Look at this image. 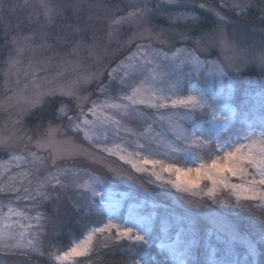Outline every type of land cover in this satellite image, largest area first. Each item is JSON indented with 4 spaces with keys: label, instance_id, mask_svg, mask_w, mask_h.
Wrapping results in <instances>:
<instances>
[{
    "label": "snow or ice",
    "instance_id": "obj_1",
    "mask_svg": "<svg viewBox=\"0 0 264 264\" xmlns=\"http://www.w3.org/2000/svg\"><path fill=\"white\" fill-rule=\"evenodd\" d=\"M16 7L18 5H7L6 0H0V16L13 14ZM231 7L233 10H238L239 15H245L248 5L233 4ZM41 8L43 23L37 24V31L28 34L20 33L9 41L10 55L7 61L9 71L21 63V58L26 53L35 55L41 50L52 51V36L47 29L55 25L61 12L59 6L52 4L50 0H41ZM158 10H150L147 5H144L135 11L128 12L115 23L148 25L151 23V16ZM261 11L264 12V9ZM215 14L219 22L223 23L224 18L218 12ZM169 18L177 20L187 17L177 13L175 16L170 14ZM26 19L30 25L34 23L31 17ZM145 31L149 32L150 40L158 42L161 47H153L152 43L137 45V51L134 54L125 57L108 72L107 84L101 81L104 72L99 70L78 76L70 87L55 85L59 73L50 80L47 77L41 80L39 73L47 71L45 65L52 62V57H46L35 66L30 61L29 68L34 70L25 73L26 78L31 75L34 79L31 82L33 92L30 97L25 98L23 114H30L33 110H39L48 104L54 109L57 118L67 121L64 125L67 131L62 132L60 126L49 122L41 134L35 138V143L32 145L36 149L35 152L28 153L27 157H10L15 160L28 159L30 163L41 166L50 159L51 166L55 169L44 180L37 181L34 193L27 188L24 189V199L37 197L59 199L52 193L60 189L73 188L80 191L86 198V203L75 209L76 211H94L103 206L109 213L107 223L93 228L85 239L56 255L54 259L58 264H65L70 258L88 256L92 250L93 233L103 235L107 232L109 239L115 242L127 241L131 245L128 249L127 264H199L195 259V253L202 243L199 226L191 220L184 226L181 220L177 221V230L170 243L162 240L155 245L159 250V258L145 260L138 251H132L137 246L150 249L154 247L150 236L153 215H141L135 209H130L124 226L113 223L111 217H115L119 201L115 200L111 193L105 196L103 191H97L98 188L104 187L105 178L93 173H82L77 168L57 166L58 163L79 155H91L76 146L72 138L68 136V132H71L73 136L82 134L83 138L90 145H94L98 151L117 156L119 160L129 164L135 173H147L148 183L168 185L185 196L196 197L197 199L186 200V203L194 208L198 209L202 206L201 201L204 197L213 202L223 203V201H217L216 194L224 189L233 192L236 198V203L228 204L229 207L244 208L243 201L264 203V89L260 90L259 96L253 97L261 107L259 120L251 111L247 116L237 119V111L231 103L233 93L231 78L242 75L248 68V63L234 64L232 58L227 57L225 60L202 59L197 54L198 49L189 51L176 48L169 53L164 51L163 46L169 41L163 38L162 31L152 32L147 27ZM216 32L221 37L218 44L222 50L235 47L233 42L224 37L221 29H217ZM181 37L184 38L182 34ZM83 47L88 48L90 55H95L97 47L95 43L85 45L82 42H76L73 53ZM250 63L264 73V44L260 46L257 54L251 57ZM120 71H123V77L119 75ZM189 74L203 75L205 80L201 86L190 89L186 86L181 88L182 79H186ZM137 76L139 79L134 83H126L129 78ZM208 77H212L213 80L217 77L221 78L219 80L221 92L213 91ZM223 78H229L227 85ZM248 80L250 83L253 82L251 77ZM96 81H99L97 91L105 98L92 101L91 106L85 111L89 97L80 93ZM114 86L126 90V94L107 95ZM225 88L227 94L223 93ZM17 95L20 94L17 93ZM65 98L73 102L74 108L65 103ZM141 109L154 110L156 115L149 116ZM162 110L167 114H159ZM206 110H210L208 120L192 119L193 114ZM70 112H75V115H69ZM137 118L145 122L152 120L153 123H147L135 145L129 146L120 137V133L137 136L135 130L124 124L125 120ZM157 121L166 125V132L154 130L153 124ZM189 123L191 126L186 127L185 125ZM111 134H114L120 142L107 146L108 137ZM61 136L63 139L59 138ZM24 138L16 137L17 140ZM141 139L143 142H140ZM12 140V136H0V147H10ZM27 141L32 143L33 137L27 136ZM38 152H47L48 156L37 155ZM200 153L209 154L210 160L204 161ZM182 162L195 163L196 166L182 167ZM36 170L38 171L39 168ZM108 171L117 177L125 175L113 168H109ZM26 175L28 174H21L22 177ZM82 175L87 176V179L81 180ZM233 178L239 182L234 183ZM6 191L15 193L17 199L20 198L21 189L16 187V177L10 178L7 188L0 184V193ZM12 215H21V213L10 207L7 215H0V250L38 252L39 249L33 241H26L23 232L15 231L14 225L7 223ZM209 225L208 236L222 232L230 240L236 238L231 226L215 217L209 219ZM113 232L114 236L111 235ZM164 232L166 235L167 227ZM104 246H108L107 240ZM205 247L208 251L204 264H240L239 260L218 258L217 249L212 245H205ZM247 252L249 255H255L254 242H248ZM245 264H247L246 261Z\"/></svg>",
    "mask_w": 264,
    "mask_h": 264
},
{
    "label": "rangeland",
    "instance_id": "obj_2",
    "mask_svg": "<svg viewBox=\"0 0 264 264\" xmlns=\"http://www.w3.org/2000/svg\"><path fill=\"white\" fill-rule=\"evenodd\" d=\"M213 2L214 4L209 3L207 0H157L155 5L146 4L150 10H161L170 7L179 9L188 7L190 9L198 8L208 12L215 19V25L197 36L189 35L185 30H181L175 26L163 25L155 22L153 16L157 11L151 16V23L148 25L115 23L120 17L126 16L128 12L140 8L138 7L110 21L106 36L102 43L97 41L82 42L85 45L95 43L97 46L95 55H90L87 47H83L79 49L78 52L73 53L75 43L70 46L67 52L60 51L52 46V51L45 52L41 50L35 55L26 53L21 58V63L15 69L9 71L7 61L10 55V48L8 45L7 50L4 51V57L0 62V136H12L13 140L10 142V147H0V165H3V167H0V184L7 188L10 178L16 177V187L20 188L21 191L19 199H17L15 193L7 191L0 193V215H7L10 207L16 212L21 213V215H12L7 223L14 225L15 231L23 232L25 240L33 241L39 251L25 253L24 251L16 250H0V264H58L54 257L61 252L56 246L55 237L60 232L67 219H69L72 208H80L86 203V198L81 192L73 188L60 189L57 192H53L52 195L58 196L59 199H41L38 197L34 199H24V189L27 188L34 193L37 181L44 180L49 173L55 171L51 166L50 159H47L46 163L41 166L30 163L28 159L15 160L10 158L13 156L27 157L28 153L36 151L32 146L35 143L36 137L33 138L32 143L27 141V136L31 135L28 134L24 127V119L27 114H23L25 98L30 97L33 92L31 82L34 77L31 75H28L27 78L25 77V73L34 70L29 68L30 61L32 65L35 66L46 57H52V62L45 65L47 71L39 73V76L41 80L45 77L50 80L59 73L55 80L56 86L70 87L73 82L77 80L78 76L95 73L98 70L104 72L101 81L107 84L108 72H110L112 68H115L125 57L134 54L137 51V45L152 43L153 47H161L158 42L150 40L149 32L145 31L147 27L152 32L162 31L164 33L163 38L169 41L167 45L163 46L166 52L170 53L176 48H184L189 51L198 49L197 54L200 55L202 59L225 60L227 57L232 58L234 64L242 65L248 63L249 66H255L250 63V59L257 54L260 46L264 44V25L260 21L252 22L251 17H254V19L255 17H260L258 19L264 17V12L261 11V9H264V0H213ZM8 3L9 5H18L15 11L21 15H25L26 18L31 17L36 25L38 23H43L41 0H9ZM233 4L248 5L245 15H239L238 10H233L231 7ZM200 5H204V7H200ZM217 12L224 18L223 23L219 22L215 14ZM217 29H221L224 33V37L233 42L235 47L222 50L218 44L221 37L216 32ZM18 34L20 33L13 34L10 40L13 36ZM181 34L184 38L181 37ZM209 37H211V39H209ZM37 43H39V41H37ZM119 75L123 77V71H120ZM138 79V76L131 77L126 83L132 84ZM207 79L214 92H221V85L219 83L221 78L217 77L213 80L212 77H208ZM223 79L225 85H227L229 78ZM231 79L233 81L231 103L237 111L236 118L239 119L242 116H247L251 111L256 116V119L259 120L261 107L253 97L261 94L260 90L264 87V76L263 79L260 80V89L249 83L245 85L241 75H236ZM204 80L205 77L203 75L195 76L189 74L186 79H182L181 88H184L185 84L189 89L201 86ZM98 82L99 81L91 83L80 93L81 95H88L89 97V102L85 107V111H87V107L91 106L92 101H100L105 98L97 91ZM17 93L20 95H17ZM223 93L227 94L226 88L223 89ZM122 94H126V90L115 86L107 93L109 96H118ZM141 111L146 112L149 116L156 115L154 110L141 109ZM209 111L210 110H206L202 113H195L192 119L206 121L210 118ZM159 114L167 113H164L162 110ZM181 115H183V113H181ZM89 118L91 119V116H89ZM147 123H153V121L148 120L145 122L140 118L125 120L124 124L135 130L137 136H130L125 132H121L120 137L123 138L127 145L134 146ZM185 126L190 127L191 123ZM60 128L62 132L67 131V129L61 126ZM153 128L155 131H167L166 125L159 121L153 124ZM20 136L25 138L17 140L16 137ZM68 136L72 138L76 146H79L84 149L86 153H90L91 155H79L65 162H60L57 166L62 168H77L80 169L82 173H93L105 178L104 187L102 189L98 188L97 191H103L105 196L111 193V196L119 201L116 215L115 217H111L113 223L124 226L130 209H135L141 215L151 214L154 217L152 229L154 223L157 222L156 224L160 226L162 231V239L159 240L157 243L158 245L162 240L165 243H170L171 238L175 235L177 230L174 231V229L171 228L172 224L177 226V221L182 220V224L186 226L189 220H191L199 226L200 233L204 237L205 245H212L217 249L216 256L218 258L237 260L234 251L237 253L243 252L246 256L255 258L256 252L255 255H249L247 248L249 241L254 242L255 246L256 242L240 229L236 213L247 208H264V203L260 201H243L245 205L244 208L229 207L227 206L228 204L236 203V198L233 192L224 189L218 191L216 194L217 201H223V203L213 202V200L204 197L201 201L202 206L198 209L194 208L186 203V200L197 199L196 197L185 196V194L177 192L168 185L150 184L148 183L149 177L147 173H135L129 164L119 160L117 156H110L107 153L98 151L94 145H90L88 141L83 138L82 134L79 137L82 138L86 145L81 143V141L78 140V136H73L71 132H68ZM59 138L63 139V136ZM119 142L120 140L116 138L114 134H111L108 137L107 146ZM140 142H143V140L141 139ZM37 155L47 157L48 153L38 152ZM195 166V163H190L189 165V167ZM37 168H39L38 171L36 170ZM109 168L117 169L125 173V175L118 177L113 176L108 171ZM24 173L28 175L22 177L21 174ZM83 179H87V176L82 175L81 180ZM233 182L238 183L239 181L233 178ZM65 183H68V181H65ZM205 184H207V182H205ZM101 208L107 213L108 218L109 213L107 209L103 208V206H101ZM122 210L124 213L122 218H120L119 215ZM37 217H40V219H37ZM211 217H215L224 224L231 226L236 238L230 240L229 237L222 232L208 236L207 229L210 227L209 219ZM107 218L104 223H107ZM166 227L167 234L165 235L164 229ZM92 229L93 227L87 230L83 237L75 240L70 247L74 243H78L85 239ZM111 235L114 236L115 233L113 232ZM106 240L109 243H117L109 239V234L107 232L103 235L93 233L92 250L90 254L85 257L70 258L65 264H95L93 256L99 254V248L104 246ZM227 243L234 244V247L226 246ZM157 258H159L158 254H155L154 259Z\"/></svg>",
    "mask_w": 264,
    "mask_h": 264
},
{
    "label": "trees",
    "instance_id": "obj_3",
    "mask_svg": "<svg viewBox=\"0 0 264 264\" xmlns=\"http://www.w3.org/2000/svg\"><path fill=\"white\" fill-rule=\"evenodd\" d=\"M9 0H6V4ZM214 4L213 0H207ZM54 5L59 6L61 15L55 21V25L47 29L52 36V46L60 51H69L70 46L78 41L89 42L97 41L102 43L106 33L108 24L115 17L125 14L126 12L142 7L146 4L155 5L157 0H50ZM177 13L184 14L186 19H170V14L175 16ZM155 22L163 25L175 26L181 30H185L189 35L197 36L206 30L211 29L215 25V19L212 15L198 8H174L158 10L154 14ZM251 17L252 22L260 21L264 25V17ZM74 29H77L74 31ZM37 31V25L27 23L25 15H21L15 11L13 14H5L0 16V62L4 57V51L7 50L10 37L17 33H30ZM7 35V38L5 36ZM67 37V39H65ZM264 73H261L259 68L248 66L243 72L241 78L245 85L251 84L256 88H261L260 80L263 79ZM252 78V83L248 78ZM187 87V85L185 84ZM184 86V87H185ZM264 89V87H262ZM65 103H68L74 108L73 102L65 98ZM69 115H75V112H70ZM51 122L55 126L67 124L66 120L57 118L54 109L48 104L44 105L39 110H33L24 119V127L29 135L33 138L37 137L43 129ZM81 143H86L78 136ZM204 161H209L210 156L207 153H200ZM182 167H189L190 163H181ZM124 211H120L122 218ZM237 221L240 224V229L249 235L256 242V256L251 258L243 252L237 253L234 250L237 260L240 264H264V208H247L236 213ZM107 218V213L102 208H97L94 211L78 212L72 208L70 217L61 228L60 232L55 237V243L60 252L68 249L75 241L83 237L85 232L91 227L95 228L102 225ZM157 223V222H156ZM154 223L151 231V240L153 248L137 246L132 251H138L139 255L145 260L154 259L155 254H158V249L155 247L159 240L162 239V231L160 226ZM174 231L177 226L172 224ZM100 237V236H99ZM202 243L197 247L195 259L199 264H204L208 249L205 247L204 237ZM100 244V240H99ZM219 246V245H218ZM228 247H234V244H226ZM99 247V246H98ZM131 247L127 241L109 243L108 246L100 247L98 253L93 256L95 264H127L128 249ZM217 247V246H216Z\"/></svg>",
    "mask_w": 264,
    "mask_h": 264
}]
</instances>
